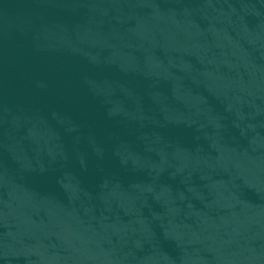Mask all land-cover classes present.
<instances>
[{
	"label": "water",
	"instance_id": "1",
	"mask_svg": "<svg viewBox=\"0 0 264 264\" xmlns=\"http://www.w3.org/2000/svg\"><path fill=\"white\" fill-rule=\"evenodd\" d=\"M0 264H264V0H0Z\"/></svg>",
	"mask_w": 264,
	"mask_h": 264
}]
</instances>
